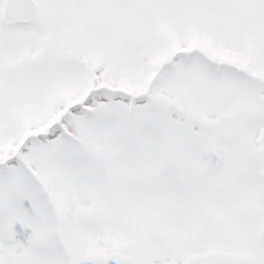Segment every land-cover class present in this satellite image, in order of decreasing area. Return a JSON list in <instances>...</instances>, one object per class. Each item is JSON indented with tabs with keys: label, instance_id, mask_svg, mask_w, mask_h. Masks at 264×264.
<instances>
[{
	"label": "snow or ice",
	"instance_id": "6c2138e0",
	"mask_svg": "<svg viewBox=\"0 0 264 264\" xmlns=\"http://www.w3.org/2000/svg\"><path fill=\"white\" fill-rule=\"evenodd\" d=\"M0 264H264V0H0Z\"/></svg>",
	"mask_w": 264,
	"mask_h": 264
}]
</instances>
